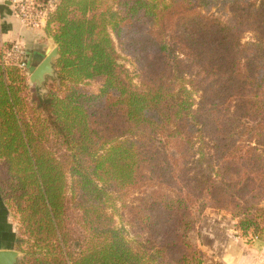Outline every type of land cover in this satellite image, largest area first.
Instances as JSON below:
<instances>
[{
	"label": "trees",
	"instance_id": "trees-1",
	"mask_svg": "<svg viewBox=\"0 0 264 264\" xmlns=\"http://www.w3.org/2000/svg\"><path fill=\"white\" fill-rule=\"evenodd\" d=\"M43 28L58 49L46 94L0 44L16 264H220L191 236L205 208L264 234V0H59Z\"/></svg>",
	"mask_w": 264,
	"mask_h": 264
},
{
	"label": "rangeland",
	"instance_id": "rangeland-1",
	"mask_svg": "<svg viewBox=\"0 0 264 264\" xmlns=\"http://www.w3.org/2000/svg\"><path fill=\"white\" fill-rule=\"evenodd\" d=\"M216 15L215 11L210 12ZM225 19V17L223 18ZM172 22H166L165 35L169 38L168 43L175 46V28ZM251 35L246 34L242 42L249 41ZM128 70L135 74L139 72L138 66L129 56L121 53V61ZM51 78L46 77L42 86L41 93H47V86ZM100 88V82H89L86 89L89 92L97 93ZM139 195L138 191L131 192L127 200H132ZM113 198V197H112ZM116 203V202H115ZM114 202L110 205V211L114 215L115 224L122 229L128 238L132 237L131 230L127 227L125 218L121 219L122 208L120 203ZM11 222L15 226V234L19 233V224L17 216L11 213ZM195 231L191 235L196 240L199 249L214 258L220 264H236L243 256L248 255L256 257L257 260H264V234L255 237L250 232L243 233L238 229L237 221L227 212L205 208L196 215ZM254 248V249H253ZM254 250V251H253ZM263 257V258H262ZM244 259V258H243Z\"/></svg>",
	"mask_w": 264,
	"mask_h": 264
},
{
	"label": "crops",
	"instance_id": "crops-1",
	"mask_svg": "<svg viewBox=\"0 0 264 264\" xmlns=\"http://www.w3.org/2000/svg\"><path fill=\"white\" fill-rule=\"evenodd\" d=\"M0 44H9L11 46L17 44L24 53H44L55 43L43 27L31 29L21 24L10 6V1L0 0ZM24 75L28 78L25 73ZM31 88L34 87L31 86ZM14 235L15 226L11 222L10 211L0 198V250L11 247ZM261 248L264 251V245ZM248 257L242 256L236 264H264V260H257L254 256L250 257V254Z\"/></svg>",
	"mask_w": 264,
	"mask_h": 264
},
{
	"label": "built area",
	"instance_id": "built-area-1",
	"mask_svg": "<svg viewBox=\"0 0 264 264\" xmlns=\"http://www.w3.org/2000/svg\"><path fill=\"white\" fill-rule=\"evenodd\" d=\"M10 6L21 24L27 28H42L46 25L59 0H9ZM4 62L14 63L25 69L23 52L19 45H12L4 54Z\"/></svg>",
	"mask_w": 264,
	"mask_h": 264
},
{
	"label": "water",
	"instance_id": "water-1",
	"mask_svg": "<svg viewBox=\"0 0 264 264\" xmlns=\"http://www.w3.org/2000/svg\"><path fill=\"white\" fill-rule=\"evenodd\" d=\"M58 56V49L51 54L42 52H23L25 61L24 73L27 75L28 84L41 89L46 77L54 78L53 62ZM21 254L13 249L0 250V264H16Z\"/></svg>",
	"mask_w": 264,
	"mask_h": 264
},
{
	"label": "clouds",
	"instance_id": "clouds-1",
	"mask_svg": "<svg viewBox=\"0 0 264 264\" xmlns=\"http://www.w3.org/2000/svg\"><path fill=\"white\" fill-rule=\"evenodd\" d=\"M56 50V45L55 44H52L50 47H49V49H48V51H47V54H51L53 51H55Z\"/></svg>",
	"mask_w": 264,
	"mask_h": 264
},
{
	"label": "flooded vegetation",
	"instance_id": "flooded-vegetation-1",
	"mask_svg": "<svg viewBox=\"0 0 264 264\" xmlns=\"http://www.w3.org/2000/svg\"><path fill=\"white\" fill-rule=\"evenodd\" d=\"M34 89L36 90V89H39V88H35V87H34ZM39 90L42 91V89H39Z\"/></svg>",
	"mask_w": 264,
	"mask_h": 264
}]
</instances>
